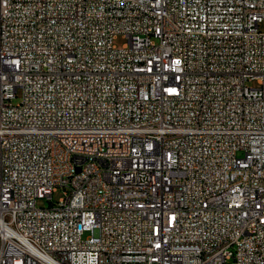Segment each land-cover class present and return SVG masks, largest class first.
Returning <instances> with one entry per match:
<instances>
[{"label":"built area","instance_id":"1","mask_svg":"<svg viewBox=\"0 0 264 264\" xmlns=\"http://www.w3.org/2000/svg\"><path fill=\"white\" fill-rule=\"evenodd\" d=\"M263 22L0 0V264H264Z\"/></svg>","mask_w":264,"mask_h":264},{"label":"rangeland","instance_id":"2","mask_svg":"<svg viewBox=\"0 0 264 264\" xmlns=\"http://www.w3.org/2000/svg\"><path fill=\"white\" fill-rule=\"evenodd\" d=\"M259 28H260V29H264V22L259 24ZM124 42H125V39H124L122 36H120V35L116 36V37L112 40V43H113L115 46H117V47H119L120 45H122V43H124ZM11 102H12V103H15V102H17V100H16V99H13ZM56 196H57V193L52 194V199L54 200V199L56 198ZM38 202H39V201H38ZM41 202L43 203V205H47V204H48L46 200H43V201H41Z\"/></svg>","mask_w":264,"mask_h":264},{"label":"bare ground","instance_id":"3","mask_svg":"<svg viewBox=\"0 0 264 264\" xmlns=\"http://www.w3.org/2000/svg\"><path fill=\"white\" fill-rule=\"evenodd\" d=\"M219 213H220V215H227V207L226 206H219Z\"/></svg>","mask_w":264,"mask_h":264}]
</instances>
